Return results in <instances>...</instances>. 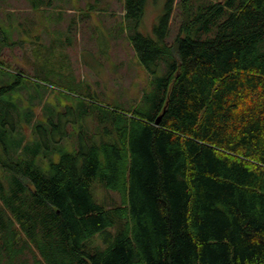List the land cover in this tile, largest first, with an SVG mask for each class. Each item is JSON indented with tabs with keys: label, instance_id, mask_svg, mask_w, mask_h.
Returning a JSON list of instances; mask_svg holds the SVG:
<instances>
[{
	"label": "trees",
	"instance_id": "1",
	"mask_svg": "<svg viewBox=\"0 0 264 264\" xmlns=\"http://www.w3.org/2000/svg\"><path fill=\"white\" fill-rule=\"evenodd\" d=\"M148 1L125 0L150 74L130 109L69 98L74 145L37 125L46 142L15 146L0 97V264H264V0H180L173 42L177 0L151 35Z\"/></svg>",
	"mask_w": 264,
	"mask_h": 264
},
{
	"label": "rangeland",
	"instance_id": "2",
	"mask_svg": "<svg viewBox=\"0 0 264 264\" xmlns=\"http://www.w3.org/2000/svg\"><path fill=\"white\" fill-rule=\"evenodd\" d=\"M107 1L108 0H101V7L105 8ZM168 1L169 0L148 1L144 23L141 27L142 32H146L149 35L153 34L154 26L156 24L158 25L167 13ZM95 3V0H54L48 6V11L55 16L61 13L67 15L70 10L76 13L81 12L82 23L86 24L90 21L88 15L93 16L94 14V7L99 9L97 11H101L99 6L94 5ZM179 3L180 0H177L173 8L171 33L168 37L169 42H173L180 31L181 22L179 14H181V9ZM31 4L38 5L40 4V0H18V5H16V8L23 12L18 16H21L23 24L22 38L25 42L33 35V30L30 25V13L28 15ZM5 6H7L6 3ZM113 8L118 12L123 11V1L115 0ZM105 12L113 14V9L109 8L105 10ZM114 13L116 12L114 11ZM67 17L76 16L68 15ZM100 29L102 32L87 28L77 29V26L74 27L73 25V28L68 33L69 40H67L68 36L64 37V47L71 52L70 61L66 63L64 73L67 77V83L71 84L72 87H61L60 85L53 86V88H55L53 98L50 96L52 87L46 83L47 79L45 72L42 71V69H35L34 72V70L30 69L28 66V58L25 52L26 50L28 51L29 48L28 42H26L27 44L23 43L21 47L25 56L24 62L27 66L21 67L18 63L13 65L14 62L0 59V68H2L0 69V90L1 88L15 85V87L5 95L0 94L1 98L5 97L3 100H5L7 106L10 107V110L7 109L10 111L9 114H5V120H9L10 124L6 125L5 128L2 127L6 130L3 132L8 141L11 140L15 146L20 144V139L24 140L23 145L34 144L36 140H38L37 142L44 143L46 142V139L42 138L44 135H41V131L37 133V127L41 125L48 131L47 137L50 146L55 147L56 142L62 136L65 138L63 141L64 146L74 145L75 131H82V128L85 126L73 124L64 106L68 104L66 100L69 98L79 102L89 98L88 96L91 94L88 91L89 88L93 92L90 96L96 97V102L104 105L108 104L113 107L130 109L131 106L138 101L142 95L143 88L148 84L145 68L141 65L139 66L137 61L133 59L120 61L114 57L115 52H113V54L107 52L112 45H126V37L122 35L120 37L118 36L117 41L116 39L112 40L111 35H109L106 29ZM58 60L62 67V60ZM117 69H121L123 74H125L127 70L130 73L127 77H123L121 83L116 84L113 81V77L115 76L114 71ZM21 75H23L24 78H20ZM118 79L121 80L120 78ZM53 80L56 81L55 78ZM96 81L100 84L96 83ZM130 82L133 84L131 85ZM49 88L51 89L48 90ZM1 101L2 100H0V102ZM52 107H54L57 112L60 111V113L67 114L64 116L61 115L60 121L62 120V124H66L65 130L69 133L68 138L63 134L64 132H53L51 124L49 122L47 123ZM13 110L17 111L19 115L14 113ZM28 118L33 120L30 124L28 123ZM13 120H16L15 124H11ZM57 121L58 119L56 118L55 123ZM87 123L89 124V129L97 130V132L99 131L98 128L100 127L98 124H92L90 120H88ZM13 125H15L16 128H13ZM60 129L64 131L62 128ZM2 148L3 145L0 144V177H4L5 175L1 168V163L4 161ZM43 149H45L44 146ZM44 156V154H41L37 158V162L40 165L46 166L48 162ZM94 194L96 200L104 206H113L120 202V197L117 193L106 191L99 183L94 187ZM97 244L102 245L101 240H97Z\"/></svg>",
	"mask_w": 264,
	"mask_h": 264
},
{
	"label": "crops",
	"instance_id": "3",
	"mask_svg": "<svg viewBox=\"0 0 264 264\" xmlns=\"http://www.w3.org/2000/svg\"><path fill=\"white\" fill-rule=\"evenodd\" d=\"M54 0H52L53 2ZM95 6H99L101 11L97 7H94L93 16L88 15L89 22L86 24L82 23L81 12L76 13L75 11H68L67 15L61 13L55 16L53 13L49 12V5L52 3L51 0H45L46 4H43L40 8L35 7L31 4L30 13L31 19V29L33 30V35L29 37L26 41L29 43L28 51L26 50L28 58V66L30 69L36 70L42 69L46 74V83L51 85L52 92L50 96L54 97L55 85H60L61 87H72L71 84L67 83V77L64 73L66 63L70 61L71 52L66 50L64 47V37L69 40V31L77 26V29H92L102 32L100 28L106 29L111 35L112 40H118V36L126 37V45H112L109 53L115 52L114 57L120 61L133 59L137 61V64L143 66L139 54L136 51L132 38L130 25L126 18V8L125 0L123 1V11L118 12L113 8V3L115 0H108L105 8L101 7V0H95ZM98 2V4H97ZM5 3L7 6H5ZM41 3V2H40ZM18 5V0H0V59H5L8 62H14L20 64L21 67L27 66L24 62L25 56L22 52V44L26 43L22 38V21L20 10L16 8ZM103 8V9H102ZM109 8L113 9V14L105 12ZM114 11L116 13H114ZM105 12V13H104ZM26 15V14H25ZM68 15H74L76 17H67ZM119 17V18H118ZM113 42V41H112ZM27 44V43H26ZM28 46V45H27ZM28 52V53H27ZM60 57V58H59ZM62 60V67L59 64V60ZM24 63V64H23ZM115 76L113 77L114 83H121L123 77H127L130 73L128 70L123 74L121 69L114 71ZM145 74L149 80L150 74L145 69ZM56 79L54 81L53 79ZM120 78L121 80H119ZM59 83V84H58ZM96 83L100 84L98 81ZM131 85L133 84L130 82ZM49 88L48 90H50ZM95 89V88H94ZM90 95L93 94L92 90L89 88ZM88 96L95 99L96 97ZM53 106V103H52ZM47 119V123L49 122ZM50 123V122H49Z\"/></svg>",
	"mask_w": 264,
	"mask_h": 264
},
{
	"label": "water",
	"instance_id": "4",
	"mask_svg": "<svg viewBox=\"0 0 264 264\" xmlns=\"http://www.w3.org/2000/svg\"><path fill=\"white\" fill-rule=\"evenodd\" d=\"M161 121V116L157 119L156 123L159 124Z\"/></svg>",
	"mask_w": 264,
	"mask_h": 264
}]
</instances>
